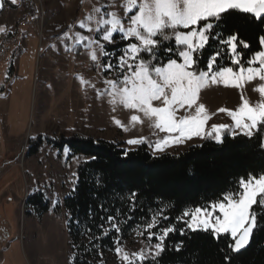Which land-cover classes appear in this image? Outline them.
I'll return each mask as SVG.
<instances>
[{"label": "rangeland", "instance_id": "374dc122", "mask_svg": "<svg viewBox=\"0 0 264 264\" xmlns=\"http://www.w3.org/2000/svg\"><path fill=\"white\" fill-rule=\"evenodd\" d=\"M4 3L0 13V28L4 29L0 31V42L10 32L19 36V45L14 50L12 76L7 71L9 55L0 53V122L3 125L0 135L8 130L10 135L17 137L9 144L12 147L10 160L14 156L15 162L6 164L7 170L0 176V264H68L70 245L62 200L74 186L77 165L86 157L77 154L68 158L66 148L58 151L44 141L37 153L26 157L30 138L58 137L61 132L68 131L94 139L123 142L125 149H135L138 144L127 141L145 137L147 150L152 155H160L179 153L209 136H194L166 147L163 152L155 151L152 145L164 133L151 127V122L142 114L144 122L133 125L129 118L134 110L118 104L114 111L109 103L110 98L104 93V80L116 78L113 72L103 73L99 50L98 64L90 59V49L77 46L66 50L72 40L61 39L65 32L72 37L77 32L93 37L95 33L81 29L79 22L88 23L86 17L89 15L98 19L101 14L94 10L102 5H109L105 12H116L123 17L124 0H16L15 4L5 0ZM29 14H32V18H28L30 24L23 25ZM91 27L95 24L91 23ZM15 47L10 46L11 49ZM81 77L87 83H81ZM260 83L262 81L255 79L244 85L243 96L251 104L261 99L260 94L253 91ZM98 90L103 94L98 95ZM198 103L205 106L211 117L206 123V132L213 124L232 125L227 113L218 109H236L241 103V90L209 83L199 93ZM113 118L119 119L128 130L117 126ZM225 132L232 136L231 129L222 135ZM33 190L42 191L50 201L49 211L40 221L27 217L21 203L25 191L27 195ZM57 198L59 203H55ZM156 235H162V231L154 234L155 238ZM157 242V239L149 241L143 228L117 246L131 258L132 253L147 252L149 247L154 250ZM99 258L103 264H125L122 253L118 255L115 250L101 253Z\"/></svg>", "mask_w": 264, "mask_h": 264}, {"label": "snow or ice", "instance_id": "6c2138e0", "mask_svg": "<svg viewBox=\"0 0 264 264\" xmlns=\"http://www.w3.org/2000/svg\"><path fill=\"white\" fill-rule=\"evenodd\" d=\"M4 2L0 0V9ZM10 2L15 4L16 0ZM107 7L109 5H102L94 10L101 14L98 19L89 15L86 17L88 23L79 22L81 29L95 33L93 37L79 32L72 37L65 32L61 39L72 40L66 50L77 46L90 49V59L97 64L99 50L105 58L103 70H117L116 79L104 80V93L109 96L114 111L118 104L134 110L130 123L142 124V114L151 122V127L164 133L152 145L155 151L163 152L166 147L183 143L194 136H209L221 142L222 133L229 129L233 136L242 134L250 138L264 133V36L259 38L261 50L246 61L238 50V44L243 49H248L250 45L238 40V34L233 33L227 39L218 38L219 46L213 49L205 67L200 68L203 53L210 46L213 35H218L215 29L225 17L234 13L245 14L264 23V0H124L121 5L123 17L116 12H105ZM91 23L95 24L94 28ZM0 31L4 29L0 28ZM117 36L120 41L126 42L119 56L106 50L117 43ZM166 41L174 43L164 47ZM162 56L167 57L166 62ZM113 57L116 58L115 63ZM225 57L230 66L219 63ZM80 79L81 83H87L82 77ZM255 79L262 81L253 89L261 99L251 104L243 96V88ZM209 83L240 89L241 103L236 109H218L227 113L233 121L232 125L213 124L206 132V123L211 117L198 100L199 93ZM100 94L103 93L98 90ZM181 111L184 115H179ZM113 120L117 126L128 130L119 119ZM145 140V137H139L129 139L127 143L142 144ZM234 189L205 205L185 208L178 219L185 223L188 230L210 231L217 239L225 235L230 237L233 243L229 244V248L240 251L248 245L254 229L258 227L254 206L264 209V173L239 177L234 182ZM135 195L132 193V197ZM55 203H59L58 198ZM162 212L163 209L159 210L144 227L149 241L154 235L151 229L157 226L159 220L168 219ZM259 215L264 216V212ZM107 219L111 222L115 218L109 216ZM112 227L119 232L115 223ZM174 231L175 226L164 228L162 235H156L158 242L154 250L149 247L147 252L132 253L131 258L119 246L115 251L118 255L122 253L125 264H155L156 258L164 251L165 238ZM180 231L183 233L184 229ZM115 243L119 245V239Z\"/></svg>", "mask_w": 264, "mask_h": 264}, {"label": "trees", "instance_id": "16d2710c", "mask_svg": "<svg viewBox=\"0 0 264 264\" xmlns=\"http://www.w3.org/2000/svg\"><path fill=\"white\" fill-rule=\"evenodd\" d=\"M26 17L29 20L32 14ZM215 33L218 35L211 38L200 68L205 67L207 58L219 46L217 39H227L233 33L238 34V40L250 45L243 49L238 44L243 60L252 57L261 50L259 38L264 36V23L250 15L234 13L225 17ZM15 36L8 32L0 42L1 55H9L8 75L14 71V50L19 45V36ZM116 39L117 43L106 50L119 56L126 42L120 41L118 36ZM169 43L174 42L166 41L164 47ZM11 45L16 47L11 49ZM162 59L166 62L167 57L162 56ZM101 62H105L103 56ZM219 63L230 66L227 57ZM116 71L103 73L113 72L116 78ZM43 141L58 151L66 148L68 158L77 154L86 157L77 165L74 186L62 200L70 245L68 264H103L99 262L101 253L114 251L117 239L120 243L127 240L134 231L150 223L161 209L168 219L159 220L151 231L156 234L170 225L175 226L176 231L165 238L164 251L155 264H264V216L259 215L264 209L254 206L258 227L251 235L249 246L238 253L229 248L233 242L230 237L225 235L217 239L210 231L188 230L178 219L185 208L205 205L221 198L228 190H235L234 182L239 177L264 173V133L250 138L225 132L218 143L206 137L179 153L152 155L145 142L135 149H125L123 142L65 131L58 137L30 138L26 157L37 153ZM23 206L26 215L40 221L49 211L50 201L42 191L33 190L25 196ZM109 216L114 217V221H108ZM113 223L119 227V232L112 227ZM151 241H156L154 235Z\"/></svg>", "mask_w": 264, "mask_h": 264}, {"label": "crops", "instance_id": "0c3cea01", "mask_svg": "<svg viewBox=\"0 0 264 264\" xmlns=\"http://www.w3.org/2000/svg\"><path fill=\"white\" fill-rule=\"evenodd\" d=\"M0 127H3L1 122H0ZM2 131H3V129H2ZM0 133H1V128H0ZM16 138H17L16 136L10 135L8 130H4V133L2 135H0V176L3 172H5L7 170L5 168L6 164H8V163L13 164V162H15L14 156H12V158L10 160L9 153H12V147L9 146V144H12ZM8 157H9V160H8ZM23 179L27 183L24 172H23ZM25 195H26V191L23 194V197L21 199V203H23ZM45 215H46V213H45ZM27 217H30V216L27 215Z\"/></svg>", "mask_w": 264, "mask_h": 264}, {"label": "water", "instance_id": "95a60500", "mask_svg": "<svg viewBox=\"0 0 264 264\" xmlns=\"http://www.w3.org/2000/svg\"><path fill=\"white\" fill-rule=\"evenodd\" d=\"M4 4H5V3H4ZM3 9H4V5H3V8L0 9V13L3 11ZM250 241H251V238H250ZM250 241H249V243H248V245H247L246 247L242 248V249H241L240 251H238V252H241V251L245 250V249L249 246ZM232 243H233V242H232ZM233 252L238 253V252H236V251H233Z\"/></svg>", "mask_w": 264, "mask_h": 264}, {"label": "built area", "instance_id": "2783aa9c", "mask_svg": "<svg viewBox=\"0 0 264 264\" xmlns=\"http://www.w3.org/2000/svg\"><path fill=\"white\" fill-rule=\"evenodd\" d=\"M28 24H30V20H25V21L23 22V25H28Z\"/></svg>", "mask_w": 264, "mask_h": 264}]
</instances>
